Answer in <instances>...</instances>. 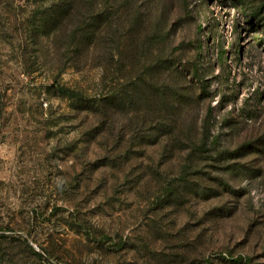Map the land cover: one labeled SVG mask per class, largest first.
Here are the masks:
<instances>
[{
    "label": "rangeland",
    "instance_id": "1",
    "mask_svg": "<svg viewBox=\"0 0 264 264\" xmlns=\"http://www.w3.org/2000/svg\"><path fill=\"white\" fill-rule=\"evenodd\" d=\"M55 1L0 0V264H264V0Z\"/></svg>",
    "mask_w": 264,
    "mask_h": 264
},
{
    "label": "trees",
    "instance_id": "2",
    "mask_svg": "<svg viewBox=\"0 0 264 264\" xmlns=\"http://www.w3.org/2000/svg\"><path fill=\"white\" fill-rule=\"evenodd\" d=\"M70 7H71V2L70 0H56L55 2H53L52 5H50L49 8H46L47 11L46 12H53L54 14L57 13V15H60L58 13L62 12V11H67V13H65V15L63 17H60L58 20L63 23L65 17L68 15V9H69V12L71 11L70 10ZM43 20H45V15H43ZM68 18V17H67ZM59 91L63 94H71L72 92H70L69 90H65V89H59ZM245 261L243 258H238L237 260L236 259H233L232 260V263L233 264H241V262Z\"/></svg>",
    "mask_w": 264,
    "mask_h": 264
}]
</instances>
